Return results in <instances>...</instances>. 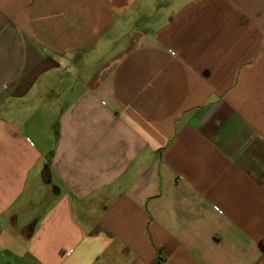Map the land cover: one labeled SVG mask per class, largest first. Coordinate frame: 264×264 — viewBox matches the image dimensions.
I'll use <instances>...</instances> for the list:
<instances>
[{
	"label": "crops",
	"instance_id": "obj_1",
	"mask_svg": "<svg viewBox=\"0 0 264 264\" xmlns=\"http://www.w3.org/2000/svg\"><path fill=\"white\" fill-rule=\"evenodd\" d=\"M0 264H264V0H0Z\"/></svg>",
	"mask_w": 264,
	"mask_h": 264
}]
</instances>
